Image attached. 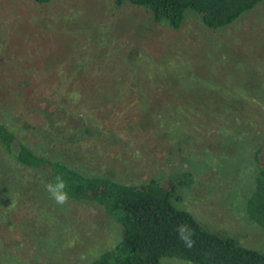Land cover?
Segmentation results:
<instances>
[{
	"label": "rangeland",
	"instance_id": "rangeland-1",
	"mask_svg": "<svg viewBox=\"0 0 264 264\" xmlns=\"http://www.w3.org/2000/svg\"><path fill=\"white\" fill-rule=\"evenodd\" d=\"M187 14L182 25L173 28L164 19L154 21L150 10L128 3L115 8L111 0H0V71L3 62L13 63L14 68L55 56L87 59L83 74H138L135 83L152 87L156 79L143 74H208L189 79L192 93L200 94L207 114L181 121L178 130L153 122L143 125L136 105L163 108L167 105L164 98L171 94L162 99L148 91L146 97L134 89L127 95L125 91L121 99L92 113L96 125H109L116 135L96 136L80 152L68 155L74 154L79 162L66 158L90 171L125 180L190 169L194 181L177 189L180 205L208 229L234 235L241 243L264 251V231L247 216L241 203L253 187L256 165L248 148L255 138V126L264 128V117L252 115L257 103L252 100L251 104L248 98L243 101L247 106L240 107L248 119L225 116L227 105L237 102L229 95L236 93L234 83L222 75L231 71L242 80L264 85V2L215 29L206 27L194 10L188 8ZM231 61L237 64L234 69H230ZM73 71L70 66L54 73ZM45 87L36 85L33 92L48 94ZM30 90L24 89L23 105L0 112V119L38 150L40 136L14 120L20 115L28 122L42 120L26 111ZM7 94V90L2 94L5 104ZM9 169V186H14L15 178L21 183L0 206V264L86 262L121 238L120 224L97 204L69 199L58 205L31 171ZM161 263L194 264L171 256H162Z\"/></svg>",
	"mask_w": 264,
	"mask_h": 264
},
{
	"label": "trees",
	"instance_id": "trees-1",
	"mask_svg": "<svg viewBox=\"0 0 264 264\" xmlns=\"http://www.w3.org/2000/svg\"><path fill=\"white\" fill-rule=\"evenodd\" d=\"M34 1L45 3L50 0ZM261 1L263 0H111L115 8L128 3L150 10L154 21L164 19L173 28L182 25L188 15L187 9L190 8L211 29L231 23ZM87 61L75 57L60 60L52 56L42 62L36 61L14 68L13 63H2L1 114L8 109L14 111L18 104L23 103L26 87H30L33 92L36 85L42 84L46 86L47 92L44 93L48 94L35 91L31 97H27L26 111L30 112L29 116L37 114L42 119L39 123L28 122L21 115L15 116V119L13 117L23 128H30L40 136L38 150L6 120L0 119V206L10 200L11 191L19 189L21 183L18 178H15L12 187L7 183L12 178L7 174L12 166L31 171L37 176L36 181L45 185L54 182L57 175H62L68 184L69 199L97 204L120 224L123 232L111 247L86 262L76 264H162V256L178 257L194 264H264V251L241 243L234 235L208 229L189 209L180 205L177 189L180 185L194 181L192 170H178L145 180H125L90 171L89 168H82L68 161L67 158L78 161L73 155L80 152L83 144L94 137H105L108 133L116 135V131L109 125H96L92 113L103 104L110 106L121 99L125 91L127 95L134 89L138 96L144 97L148 91L162 99L168 93L171 94L164 98L167 105L163 108L159 105H151L152 108L146 105L142 109L136 105L138 121L143 125H151L153 122L163 128L166 125L178 130L181 121L186 120L187 123L191 117L207 114L205 107L201 105L200 94L192 93L193 86L189 81L199 80L201 74H143L155 78L156 87L149 84L142 86L138 81L135 83L138 74H83L84 68L87 69L88 66ZM230 63V69L237 66L232 61ZM70 66L74 69L70 74L54 73V70L60 72ZM213 66L214 70L218 69ZM38 71L43 73L38 74ZM222 75L226 80L227 77L230 78L229 83H234L236 93L229 95L233 102H237L227 105L225 116L248 119L240 111V107L247 106L243 105V101L248 98L250 102L253 100L257 103L252 115L263 118L264 85L242 80L231 71ZM202 76L207 77L208 74ZM148 87L156 91L150 92ZM5 90L8 91L7 104L2 97ZM210 91L212 95L216 93L215 89ZM196 102L199 104H194ZM247 109L250 110L251 106L248 105ZM213 114L217 117L215 111ZM254 131L255 138L248 148L256 165L253 187L241 203L247 216L264 231V128L256 125ZM52 150L58 151L62 158L54 155ZM72 152L74 154L68 156ZM87 153L93 155L91 151ZM6 218L8 220L10 217ZM181 223L190 225L195 231L196 243L191 249L184 246L175 231L176 226Z\"/></svg>",
	"mask_w": 264,
	"mask_h": 264
},
{
	"label": "clouds",
	"instance_id": "clouds-1",
	"mask_svg": "<svg viewBox=\"0 0 264 264\" xmlns=\"http://www.w3.org/2000/svg\"><path fill=\"white\" fill-rule=\"evenodd\" d=\"M46 191L50 194V197L58 205H65L69 201V192L67 191L68 184L62 175H57L54 182H49L45 185ZM180 241L188 249L195 246V231L188 224H178L175 228Z\"/></svg>",
	"mask_w": 264,
	"mask_h": 264
},
{
	"label": "crops",
	"instance_id": "crops-1",
	"mask_svg": "<svg viewBox=\"0 0 264 264\" xmlns=\"http://www.w3.org/2000/svg\"><path fill=\"white\" fill-rule=\"evenodd\" d=\"M262 2H264V1H262ZM262 2H260V3H262Z\"/></svg>",
	"mask_w": 264,
	"mask_h": 264
}]
</instances>
